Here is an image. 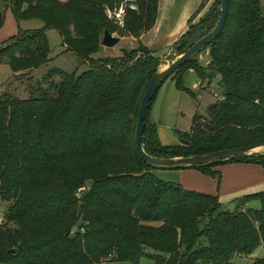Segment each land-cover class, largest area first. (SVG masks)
<instances>
[{"label": "trees", "instance_id": "trees-1", "mask_svg": "<svg viewBox=\"0 0 264 264\" xmlns=\"http://www.w3.org/2000/svg\"><path fill=\"white\" fill-rule=\"evenodd\" d=\"M120 1L0 0V29L8 9L18 22L43 24L20 28L0 43V63L11 66L16 80L50 61V28L88 65L79 74L50 69L31 82L28 96L0 93V197L8 203L0 221V263L113 264L147 255L153 264H231L264 241V190L236 197L239 205L231 209L217 194L162 180L139 157L138 108L160 58L142 44L139 55L124 50L118 59L94 58L104 31L118 26L105 8ZM136 2L122 34L138 38L156 24L160 0ZM216 3L199 25L191 22L179 55L216 25ZM204 49L208 66L194 64L197 54L173 73L178 85L187 89L183 77L193 70L202 82L222 78L226 97L210 104L207 115L195 113L190 130L175 129L183 141L175 145L161 141L157 124L148 126L150 105L143 135L149 153L192 155L264 141L259 1L229 0L222 33ZM235 160L264 165V154L223 162ZM223 162L197 168L217 175L213 166ZM255 199L261 205L249 206ZM253 264H264V256Z\"/></svg>", "mask_w": 264, "mask_h": 264}, {"label": "rangeland", "instance_id": "rangeland-1", "mask_svg": "<svg viewBox=\"0 0 264 264\" xmlns=\"http://www.w3.org/2000/svg\"><path fill=\"white\" fill-rule=\"evenodd\" d=\"M258 1L260 3L262 15L264 16V0ZM205 15L203 14L192 24L196 26L199 25L201 19ZM9 22L2 27L3 30L1 31L0 39L7 38L13 33L11 32ZM21 25L22 27L29 26L34 29L42 27L43 24L39 19H24L22 20ZM113 29V34L120 36V42L114 47L103 46V52L100 51L94 55L95 59L100 57L118 59L123 57L124 50H136L138 51L137 54H140V44L136 46L133 44V40L128 39L131 35L122 34L124 26L118 24V26ZM47 36L51 47V59L46 64L34 68L28 78L24 77L22 80H16V73L11 66L7 62L0 63V93L3 91H10L16 96H28V87H30L31 82L34 83V81L42 80L52 68L58 67L68 72H76L78 74L88 68V65L82 62L77 55L68 51L58 29H48ZM177 48L178 47H175V52L166 58H160L159 68L164 67L165 64H168L172 59H175L177 55H179L180 51ZM209 60V50L204 49L195 57L194 64L208 66ZM183 85H185L187 89H183L178 85V80L174 74L170 75L158 89L156 96H154L152 100L147 123L151 128L154 126L156 127L157 124V129L161 135H159V137H161L160 139L163 143H170L173 145L183 143L180 136L175 132V129H181L183 131L190 130L194 122L195 113L207 115L209 105L218 100V97L215 96L214 93H223L221 90L222 88H219L216 85V82L208 83L207 80L202 82L193 70H190L184 75ZM152 171L164 181L180 183L181 175L179 171L181 170L179 169L152 168ZM89 186L90 184L88 183V187ZM86 190L82 191L80 194L83 195ZM223 204L225 205V203ZM228 204L229 203H227L226 206L231 209L239 205L235 200L234 203ZM248 204L253 207H259L261 205L260 201L257 199L252 200ZM7 205L8 203L4 202L0 197L1 215H6L5 209ZM4 221L5 219L2 220V222ZM147 250L151 251L152 249L147 248ZM263 256L264 241L257 246L253 253L235 256L231 264H253L256 257ZM153 262L154 261L151 257L143 255L137 261L128 259L116 260L113 261V264H153Z\"/></svg>", "mask_w": 264, "mask_h": 264}, {"label": "crops", "instance_id": "crops-1", "mask_svg": "<svg viewBox=\"0 0 264 264\" xmlns=\"http://www.w3.org/2000/svg\"><path fill=\"white\" fill-rule=\"evenodd\" d=\"M205 1L160 0L158 17L154 27L138 38L130 36L128 39L133 40V44L136 46L138 44L146 46L153 55L161 59L166 58L175 52V47L179 45L180 39L189 30L191 22L193 23L203 14H207L215 2V0H208L206 5L202 7ZM7 21H10L11 32H13L9 37L17 34L20 28L32 29L29 26L22 27V21L18 22L10 9L6 12L4 26L8 23ZM2 30L0 29V34ZM9 37L0 39V43ZM102 49L101 52H103ZM158 133L160 135L159 130ZM166 169L181 170L179 171L180 183L183 186L217 194L225 205L234 203L235 198L242 194L264 190V165L256 161L235 160L216 164L213 169L218 172L217 175H212L197 167Z\"/></svg>", "mask_w": 264, "mask_h": 264}, {"label": "water", "instance_id": "water-1", "mask_svg": "<svg viewBox=\"0 0 264 264\" xmlns=\"http://www.w3.org/2000/svg\"><path fill=\"white\" fill-rule=\"evenodd\" d=\"M228 5L229 0H217L216 6H219L220 8V16L216 25L207 34L194 42L171 63L161 68L158 67L157 71L153 74L147 86V89L140 101L135 131L136 150L139 157L154 168L201 167L204 165L219 163L245 155L253 156L264 154V141L239 146L225 147L206 153L172 157L153 155L145 149L143 143L145 120L147 117L148 109L151 105L152 99L154 98V96H156L158 89L161 87L164 81L179 67L183 66L191 58L199 54L208 44L214 41L222 33L228 15ZM120 40V36L111 33L109 30H105L102 37V45L106 47H114L120 42ZM216 85L222 89L226 88V85L224 84L222 78H219L216 81Z\"/></svg>", "mask_w": 264, "mask_h": 264}, {"label": "built area", "instance_id": "built-area-1", "mask_svg": "<svg viewBox=\"0 0 264 264\" xmlns=\"http://www.w3.org/2000/svg\"><path fill=\"white\" fill-rule=\"evenodd\" d=\"M128 9L138 10V4L136 0H121L118 5L106 6L105 12L110 20L124 26V20ZM214 95L217 96L218 99H224L226 97L223 93L220 94L219 92H215ZM3 219L4 215L0 214V221H2Z\"/></svg>", "mask_w": 264, "mask_h": 264}]
</instances>
